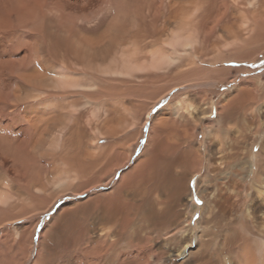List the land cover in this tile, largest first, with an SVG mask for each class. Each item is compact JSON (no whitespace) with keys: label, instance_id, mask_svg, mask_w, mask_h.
I'll return each instance as SVG.
<instances>
[{"label":"rangeland","instance_id":"obj_1","mask_svg":"<svg viewBox=\"0 0 264 264\" xmlns=\"http://www.w3.org/2000/svg\"><path fill=\"white\" fill-rule=\"evenodd\" d=\"M173 1H176L175 7L195 5L198 1V10L184 21L183 29L185 32L194 33L200 40H205L207 45L216 43L222 49L211 62H207V58L186 54L179 57L177 62L186 63L187 58L190 63L180 69L173 70V67L167 66L159 68L153 63L155 55L167 46L168 38L178 32L179 25L176 22L169 24V20H172L171 0H0V196L7 198L6 203H0V264H124L131 261L140 264H176L184 258L183 255H165V252L177 244L174 237L184 244L188 240L184 236L188 237L189 232L192 248L199 241L203 230L200 218L206 202L201 191L202 186H206L210 180L209 173L205 174L210 150L208 125L217 117L216 103L237 85L251 87L254 96L259 95L257 90L261 86L256 80H261L264 84V38L245 46L243 40L255 36L257 29L254 28L257 26H254V20L264 18V2ZM244 17L245 21L242 19ZM223 25L231 28L233 34L237 27L243 25L245 28L249 27V30L246 37L236 39L228 31L224 33L221 30L220 26ZM162 31L167 34L163 38L160 37ZM102 36L113 37L115 45L110 48L108 57L104 54L98 55L97 62L109 64L112 60L115 65L124 64L127 66V74L102 73L99 65L88 66L83 64L82 60L78 62V59L71 55L69 64L64 65L60 62L63 60V52L58 53L60 56L57 54L58 58L55 59L56 53L49 47L50 42L70 43L76 38L91 40L90 44L93 45L92 42H100ZM39 43H42L43 52L35 51V45ZM11 60L23 65L25 63L27 67H32L38 61L52 62L56 68L66 66L76 77L81 80L88 79L96 86L86 90L64 89L65 92L61 93V90H58L44 99L49 100L54 111H62L67 124L75 125L80 122L81 126L91 129L92 125L98 123L96 120L105 115V110L109 109L114 114L116 112L130 118V114L139 109L141 117L138 121L123 128L118 135H108L98 130L90 131V139L94 140L96 146L118 147L123 140L130 138L129 152L125 150L127 156L125 151L112 155L110 165L126 157L124 162L117 164L108 178L106 176L100 181L97 171L78 176L70 170V160L64 151L68 147L63 150V147L56 148L49 145L50 143H43V156L30 150V141L36 138L37 134L33 133L32 127L26 121L25 109L29 105L25 102L13 106L10 100L18 85L21 84L19 87H24V91H30L32 88L22 86V81L17 76L19 63H15L18 70L11 72L12 67L7 65ZM221 69L228 71L222 73ZM197 71L203 75L199 77ZM188 75L193 76L187 77ZM221 76L225 78L224 81L213 82L215 77L219 79ZM199 78L209 81L204 82V85L197 82ZM208 89H213L214 92L208 95ZM184 95L191 101L199 102L209 96L210 107L212 104V112L194 130L196 141L200 143L203 161L200 170L190 178V190L184 195L188 202L183 215L189 219L188 225L185 223L187 233H181L179 236L171 234L174 227L173 212L169 210L168 204L167 208L164 207L162 215L155 217L159 221L154 227V235H158V241L165 246H160L159 242L139 245L135 242L137 239L131 243L130 239L135 238V235L127 232L123 241L111 251L114 257L111 262L105 260V254L103 257H91L87 254V248L89 244L92 245L91 237L105 219L100 212L104 199L115 196L114 189L123 174L130 170L141 156L143 158L142 153L153 135L154 117L163 108L174 102L179 103V99ZM79 102L85 104L81 106L78 105ZM74 104L77 106H73ZM212 175L210 173V176ZM59 176L66 177L69 186L66 187L69 189L66 188L60 195H56L61 189L53 186V180ZM251 183L252 180L248 177L241 184L245 188H251L241 190V200L237 201L238 205L235 204L240 213L234 217L233 224V219L231 218V221L225 215L216 217L211 240L216 239V245L213 243V246H217L219 251L223 247L222 241H229L233 232H236L240 239L254 241V247L257 248L258 241L254 233L264 222V208L251 216L247 215L248 207L256 194V189ZM34 184L42 185L44 192L37 191ZM53 195L56 197L52 198ZM234 198L236 201L239 196L235 195ZM197 199L201 203H197ZM251 224L254 227H251ZM166 239L170 243L166 244ZM188 262L196 264L192 257Z\"/></svg>","mask_w":264,"mask_h":264},{"label":"bare ground","instance_id":"obj_2","mask_svg":"<svg viewBox=\"0 0 264 264\" xmlns=\"http://www.w3.org/2000/svg\"><path fill=\"white\" fill-rule=\"evenodd\" d=\"M175 2L171 0L172 20H169V24L176 22L179 25L178 32H174L171 38H168L167 46L162 52L155 55L153 63L159 68L167 66L173 67V70L175 68L180 69L183 65L190 63L187 58L186 63L177 62L179 57L186 54L191 57L207 58V62H211L213 57L222 49L216 43L207 45L208 43L205 40H200L194 33L185 32L186 30L184 31L183 29L184 21L198 10L196 8L198 1L195 5H179L178 7H175ZM242 19L246 20L245 17ZM219 21L221 22L220 18ZM254 23V26H257L254 28L255 30L257 29L256 34L252 38L244 39V46L264 38V18L257 20L255 18ZM220 27H222L221 30L224 33L228 31L236 39L246 37L249 30V27L245 28L243 25V27H237L233 34L230 31L231 28L225 25ZM166 35V32L162 31L160 37L163 38ZM90 41L86 38H76L71 40L70 43L50 42L49 47L56 53V56L58 53L63 52L61 53L63 60H60V62L64 63V65L69 64L70 61L68 60L71 55L73 58L78 59V62L82 60L83 64L99 65L102 68V73L110 75L127 74L125 70L127 66L124 64L121 66L115 65L111 62L112 60L108 62L109 64L97 62L96 57L98 55L104 54L108 57L110 54V48L115 45L113 37L102 36L100 42H92L93 45L90 44ZM35 51L43 52L42 43L35 45ZM67 53H69L68 56ZM57 58L58 56L55 57V59ZM15 63L16 61L14 60L7 62V65L9 64L12 67L11 72L14 73V69L16 71L19 69L17 76L21 79L22 86L27 85L32 88L30 91H24V87H19L20 84L18 89L15 88L16 91H13L12 99H9L13 106L25 102L29 105L25 109L26 121L32 127L33 133L37 134V137L30 141V150L43 156V153H45V150L42 149L43 143H50L49 145H53L56 148L63 147V150L64 147H68L64 151L70 160V170L72 169L78 176L97 171L99 173L97 177H100V181L106 176L108 178L117 164L125 161V157L128 155L125 150L129 152L131 146L130 138L123 140L118 147L96 146L93 143L94 140L90 139V131L98 130L100 133L118 135L123 131V128L138 121L139 117H141L139 109L137 108L133 113L130 112V118L116 114V112L114 114L109 109L105 110V115L97 119L98 123L92 125L91 129L83 127L84 125L81 126L80 122L75 125L67 124L62 111L60 110V112L58 109L54 111L49 104V100L44 99L58 90H61V93L65 92L64 89L86 90L96 86L90 83L88 79L81 80L76 77V74L70 68L66 66L56 68L55 64L49 61H38L32 67L28 66L29 68L24 62V65L18 62V69ZM225 70L228 71V69ZM225 70L223 69L222 73ZM212 71L215 70L212 69ZM196 74L199 77L203 75L198 74V71ZM192 76L188 75L187 77ZM224 80L225 78L222 76L219 79L215 77L213 82ZM206 81L209 80L201 78L197 80V82L201 83ZM256 83L261 86L257 90L258 96H254L255 94L251 91V87L237 85L233 91L225 93L221 98L219 97L220 100L216 103L218 106L217 117L208 125L210 150L205 174L208 175L207 173H209L210 180L208 184L206 183V186H202L203 189L201 191L206 199L202 207V217L200 218L203 230L195 247H190L191 238L189 237V232L187 233L188 228H186L189 219H186L185 216L183 217L188 203L187 199H184V195L190 190L188 186L190 178L195 172L200 170L203 161L200 143L196 141L194 130L212 112V104L210 107L209 96L204 97L199 102L198 100L191 101L188 96L184 95L179 99L181 100L179 103L174 102L163 108L154 117L153 135H151L148 145L142 153L143 158L141 156L134 166L123 174L121 181L114 189L115 196L112 195L104 199L102 211L100 212L103 213L105 219L95 233L96 236L93 234L91 237L90 242L92 245H88V255H91V257H103L105 254V260L111 262L114 258L111 251L123 241V237L127 232L135 235V238L130 239L131 243L137 239L135 240L136 244L159 242L160 246H165L161 241H158L160 240L158 235H154V227L156 226L155 223L159 221L155 217H160L165 211L164 207L167 208L169 204V210L173 212L174 224L171 234L179 236L181 233H187L188 235V237L184 236L185 239H188L184 244L174 237L177 244L173 249L165 252V255L184 256L176 264H190L188 262L190 257L193 258L196 264H264V222L261 223L263 226L260 225L254 233L258 241L257 248L254 247L255 243L253 244L254 241L250 240L249 237H247L249 241L240 239L236 232L232 233L229 241H222L223 247L221 251H219L217 246H213L216 239L211 240V237H213L212 230L218 215H225L230 220L232 218V224L235 222L234 217L240 213L235 207V204L238 205L237 201L240 202L241 200L242 194L240 192L243 189L248 188L247 190H250L251 188V186L247 188L244 185L241 186L246 178L250 177L252 180L251 185L256 189V194L248 207L247 215L251 216L257 210L264 208V87H262L264 84L261 80H256ZM209 84L212 83L209 82ZM213 92V89H208L206 93L209 95ZM83 104L85 103L79 102L78 105L82 106ZM73 106H77V104ZM171 115L173 116L171 117ZM118 151H125L126 156L123 160L121 159L122 161L110 165L109 161L112 160V155ZM210 173L213 175L210 176ZM67 183L66 177H56L53 180V186L61 190L55 194L60 195L66 188L69 189ZM41 186L34 184L37 191H42L43 186ZM56 195H53L52 198L56 197ZM235 195L239 196L236 201ZM6 201V196L1 195L0 203L4 204ZM62 207L64 208V206ZM217 209H219L218 212ZM244 226L246 227V225ZM165 242L166 244L170 243L167 239ZM258 252L262 254L259 255L260 253L258 254ZM124 264H140V262L131 261Z\"/></svg>","mask_w":264,"mask_h":264},{"label":"snow or ice","instance_id":"obj_3","mask_svg":"<svg viewBox=\"0 0 264 264\" xmlns=\"http://www.w3.org/2000/svg\"><path fill=\"white\" fill-rule=\"evenodd\" d=\"M197 203H201V201L199 199L196 200Z\"/></svg>","mask_w":264,"mask_h":264}]
</instances>
